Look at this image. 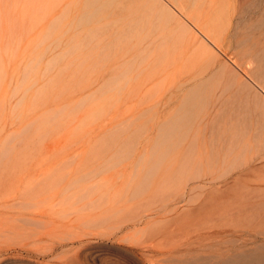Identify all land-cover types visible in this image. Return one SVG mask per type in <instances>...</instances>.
Returning a JSON list of instances; mask_svg holds the SVG:
<instances>
[{"label": "rangeland", "instance_id": "1", "mask_svg": "<svg viewBox=\"0 0 264 264\" xmlns=\"http://www.w3.org/2000/svg\"><path fill=\"white\" fill-rule=\"evenodd\" d=\"M121 1L0 0V264L264 249V0H171L190 32Z\"/></svg>", "mask_w": 264, "mask_h": 264}, {"label": "bare ground", "instance_id": "2", "mask_svg": "<svg viewBox=\"0 0 264 264\" xmlns=\"http://www.w3.org/2000/svg\"><path fill=\"white\" fill-rule=\"evenodd\" d=\"M15 1H17V0H11V3L14 5ZM133 1H136V4L137 5L139 4V6L147 7L151 12H153L152 15L155 17V19L157 21H159L161 23H166V24H170V23H172L174 25L176 24V26L178 25L179 27L183 28L185 32H190V30H191V29H189L190 26L188 25L189 26L188 27L185 23H183L182 21H180L177 18V16H179L180 14L178 13L179 15L176 16L177 13L175 14L174 13L175 11L173 12L172 8H170L168 6L169 4L171 5V3H172L171 0H168V1L167 0H123V3H122V1L120 2V6L122 8L123 7L128 8L129 5L130 6L133 5ZM118 3H119L118 0H81V3H79V5L81 6V9L91 8L92 10H97V9H103V8H111V7L116 6ZM12 8H14V7H12ZM83 17H84V15H83ZM179 18H181V17H179ZM182 20H183V17H182ZM185 22L187 23V21H185ZM202 36L205 40H207L209 42V40L206 36H204V35H202ZM191 37L194 38V35H191ZM191 37H190V39L192 40ZM195 39H197V38H195ZM202 43H203L204 47H207V44L205 42L202 41ZM247 76L249 78L247 77V80H245L243 83H241L242 88L246 91L247 94H249L253 98L255 105L258 108H264V80H258L256 78V74L254 73L253 70L250 69L249 66L247 69ZM116 77H117V75L114 76V78H116ZM113 80H115V79H113ZM195 100H196L195 98H191L188 95L184 98L182 104L180 105L178 115L175 118L176 121L183 122L184 120H188L191 117L190 116V108H192L191 105H193ZM185 108H187V109H185ZM175 120L174 119L172 120L173 127L170 130L171 133H174L176 131V127L178 125ZM164 136H165V134H164ZM145 180H146V177H143L141 179V183H144ZM139 188H140V186H135V189H139ZM64 190L68 191L67 189H64ZM79 196H80L79 198L81 199L82 196L81 195H79ZM182 197H183V194H182ZM23 205H25V203ZM164 209H166V208H164ZM150 216H152V215H150ZM24 220H28V218L23 219L22 222H24ZM93 220H101V218L100 219H93ZM132 220L134 221V224L131 227L133 229H135L138 225H140L142 223V216H140V217L136 216ZM43 223L44 224H50L52 222H43ZM60 245L66 246L67 244L65 242H60ZM259 250H261V252L256 251V252H252L248 255H241V256L235 257L233 259H229L226 264L264 263V251H262L264 249L261 248Z\"/></svg>", "mask_w": 264, "mask_h": 264}]
</instances>
